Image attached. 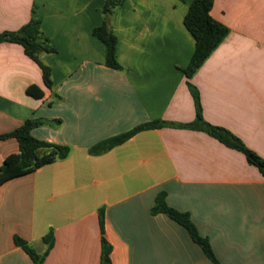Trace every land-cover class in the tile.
<instances>
[{
  "label": "crops",
  "instance_id": "crops-1",
  "mask_svg": "<svg viewBox=\"0 0 264 264\" xmlns=\"http://www.w3.org/2000/svg\"><path fill=\"white\" fill-rule=\"evenodd\" d=\"M193 1L122 0L109 17L124 67L117 71L105 65L94 36L107 0H0V34L39 17L57 49L42 55L53 71L51 91L23 46L0 43V136L28 119H58L61 127L32 135L72 149L0 186V264H35L15 237L44 253L51 230L44 264H101V208L112 264H214L183 226L152 214L160 192L191 214L221 264H264V176L242 152L205 131L168 126L89 153L145 123L195 122L183 73L195 52L184 24ZM211 14L230 34L191 80L203 116L264 158V0H215ZM32 85L46 96H30ZM53 93L62 101L53 102ZM19 151L17 139L0 140V166Z\"/></svg>",
  "mask_w": 264,
  "mask_h": 264
},
{
  "label": "trees",
  "instance_id": "trees-1",
  "mask_svg": "<svg viewBox=\"0 0 264 264\" xmlns=\"http://www.w3.org/2000/svg\"><path fill=\"white\" fill-rule=\"evenodd\" d=\"M121 2L122 0H107L103 10L105 21L101 26L94 29V36L105 47V65L117 71H123L124 67L118 59V38L109 24V17L114 14ZM214 3L215 0H194L184 20L185 27L195 39V52L188 67L183 69V73L188 79L189 90L195 102V122L186 125H174L161 120L145 123L93 146L89 150L91 155L104 154L126 143L141 132L168 126H178L185 129L205 131L226 146L242 152L248 162L257 167L264 176V158L247 147L240 138L229 130L211 125L205 120L200 92L191 81L230 34L229 27L213 18L211 12ZM0 43H15L23 46L25 54L40 66L46 87L51 91L54 90L53 71L51 67L43 62L42 55L55 54L57 53V49L44 34L41 18H32L27 25L18 31L1 33ZM27 93L37 99H43L46 96L45 92L37 85L30 86ZM54 101L60 102L62 101V97L53 93ZM62 125L63 121L58 119H28L15 131L0 136V140L8 138L17 139L20 147L18 153L9 155L3 165L0 166V186L14 178L34 173L46 165L67 159L71 154V147L42 141L32 135V131L35 128L43 126L59 128ZM151 212L153 215L165 214L183 226L189 232L192 240L203 249L209 260L214 264H221L215 255L209 239L201 235L191 214L171 207L167 202L166 192L158 194ZM105 220V209L101 208L99 210V221L102 232L101 264H112L113 246L105 237ZM43 240L48 245L44 253L36 252L27 241L18 236L15 237V244L23 248L35 264H44L55 243L54 231L51 230Z\"/></svg>",
  "mask_w": 264,
  "mask_h": 264
}]
</instances>
